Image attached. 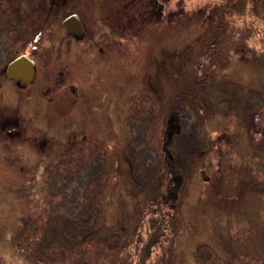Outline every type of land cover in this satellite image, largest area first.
<instances>
[{
	"label": "rangeland",
	"instance_id": "obj_1",
	"mask_svg": "<svg viewBox=\"0 0 264 264\" xmlns=\"http://www.w3.org/2000/svg\"><path fill=\"white\" fill-rule=\"evenodd\" d=\"M164 1L156 29L79 59L64 117H29L43 155L1 135L0 264H264V0Z\"/></svg>",
	"mask_w": 264,
	"mask_h": 264
},
{
	"label": "flooded vegetation",
	"instance_id": "obj_2",
	"mask_svg": "<svg viewBox=\"0 0 264 264\" xmlns=\"http://www.w3.org/2000/svg\"><path fill=\"white\" fill-rule=\"evenodd\" d=\"M164 8V0H127L124 4L113 0H0V137L8 141L27 136L37 141L39 132L28 137L32 118L43 123L44 118L64 117L65 107L74 108L69 98L78 97V87L71 76L78 71L79 59L106 58L115 40L111 38L117 34L119 46L127 47L149 26L156 29L165 17ZM97 35L102 37L98 44ZM17 60L19 66L12 72L19 78H14L9 68ZM6 91L14 98L6 99ZM21 111L29 114L26 120ZM38 142L35 148L40 156L48 141L41 137ZM178 173L170 168L171 191L162 196L163 205L171 201L170 209L176 207L183 180Z\"/></svg>",
	"mask_w": 264,
	"mask_h": 264
},
{
	"label": "bare ground",
	"instance_id": "obj_3",
	"mask_svg": "<svg viewBox=\"0 0 264 264\" xmlns=\"http://www.w3.org/2000/svg\"><path fill=\"white\" fill-rule=\"evenodd\" d=\"M185 122H186V127L187 129H190L192 124H193V119L190 115H187L185 118ZM136 147H137V154H138V158L139 159H146L148 162H151L153 157L152 155L145 150L142 140L141 138L138 136L137 141L135 143ZM89 172H85L83 173L79 178H84ZM80 182V179H78V181L75 184H70L69 186L73 189L74 191L76 190L75 186L77 185V183Z\"/></svg>",
	"mask_w": 264,
	"mask_h": 264
},
{
	"label": "water",
	"instance_id": "obj_4",
	"mask_svg": "<svg viewBox=\"0 0 264 264\" xmlns=\"http://www.w3.org/2000/svg\"><path fill=\"white\" fill-rule=\"evenodd\" d=\"M17 66H19V60L14 61V62L10 65V68H9V69L11 70V72H10V76H12V77H14V78H19V75L13 73V72H14V69H15ZM12 71H13V72H12ZM170 121H171V118L168 120V124H170ZM168 129H170L171 132H169V134H168V137H167V138H168V141H167L166 145H167L168 142L170 141V137H171V135H172V130L175 129V126H169ZM165 154H166V156H167L168 158H170V154H169L168 151H165ZM200 175H201L202 179L205 180L206 177H205V173H204L203 170L200 171Z\"/></svg>",
	"mask_w": 264,
	"mask_h": 264
}]
</instances>
